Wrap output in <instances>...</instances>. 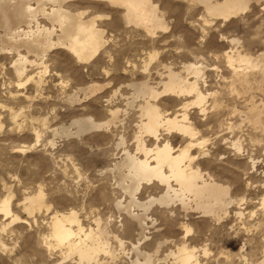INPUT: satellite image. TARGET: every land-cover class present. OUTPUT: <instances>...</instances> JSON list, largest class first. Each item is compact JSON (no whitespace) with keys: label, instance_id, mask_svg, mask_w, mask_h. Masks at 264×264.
<instances>
[{"label":"rangeland","instance_id":"obj_1","mask_svg":"<svg viewBox=\"0 0 264 264\" xmlns=\"http://www.w3.org/2000/svg\"><path fill=\"white\" fill-rule=\"evenodd\" d=\"M156 1L168 29L156 31L155 38L136 26L125 25L121 8H108L101 1L73 2L86 15L105 16L98 22L104 29V46L86 65L65 49L50 50L44 60L45 75L42 67L28 72L34 81L40 72V85L31 80L17 87L11 59L0 54V199L10 197V212L26 223L15 222L2 231L0 240L5 249L0 246V264H79L76 255L67 257L59 247L47 252L41 242L49 232L50 217L70 211H75L85 231L104 232L103 239L114 255L99 252V264H132L136 257L132 245L138 240L139 228L116 208L130 198L118 188L119 176L113 168L125 149L143 157L137 152V136L141 135L149 148L161 145V141H168L174 149L183 148L192 141L165 129L160 130L158 142L140 134L137 106L141 101L133 98L132 84L147 81L159 92L165 67L193 81L192 73L184 69L191 65L201 70L197 82L206 95L201 109L191 104L192 94L162 93L154 103L160 104L158 108L167 117L186 113L187 123L194 129V142L202 143L189 149L190 155H195L190 163L206 179L229 188L232 204L218 217H204L192 210L186 213L178 205L162 208L153 203L147 215L155 223L147 222L149 228L138 248L155 253V264H177L170 252L182 244L196 250L200 264L264 261V0H242L248 8L224 19L185 0ZM235 52L256 65L253 69L240 67L247 74H241V79L228 63V55ZM90 85L100 87L99 92L92 96L80 92ZM73 95L77 97L72 102ZM117 109V125L110 123L103 130L95 128L75 136L77 119L92 117L90 120L105 123L111 118L110 111ZM63 127L71 129V137L64 135ZM120 139L122 147L117 145ZM149 183H141L135 194L141 203L163 193L164 187L156 180ZM39 191L45 196L46 207L39 210L41 213L24 212V199ZM132 212L142 213L137 207ZM2 221L0 217V224ZM118 241L125 242L123 251Z\"/></svg>","mask_w":264,"mask_h":264},{"label":"bare ground","instance_id":"obj_2","mask_svg":"<svg viewBox=\"0 0 264 264\" xmlns=\"http://www.w3.org/2000/svg\"><path fill=\"white\" fill-rule=\"evenodd\" d=\"M75 1L79 2V0H0V31H2L0 35V54H2V56H5V58L8 57L9 59H11V62L9 63L13 76H15L17 87L22 86L27 81H34V77L28 75L30 69L42 67V74L46 73L47 67L44 65V60H46L47 54L51 53L49 52L50 50L65 49L75 60H77V62H81L84 65L89 62L90 58L96 56L101 52L104 46L103 43L105 42L103 35L104 29L101 28V22H98L104 15H95L93 13L86 15L87 12L83 11L78 6L75 7L73 5V2ZM90 1H101L104 3V6H108V8H121L122 10L120 17L122 18L124 24H131L132 26H136V28H139L140 30H144L147 33L146 36H148L149 34L151 37L154 36L153 38H155L156 31H166V28L168 29V27H166L167 24H165L163 18L164 16H162L159 12V5H157L156 0ZM185 1H187L191 5H202L207 14L223 19L234 17L238 15L237 13H239V11H243L248 8L247 3L242 0ZM76 4L77 3H75V5ZM117 12L114 11L113 13L116 14ZM233 44L238 45V42L234 41ZM152 58L153 57H151V59ZM90 63L91 62H89L88 64ZM228 63L229 67L233 69L232 71L234 72V75L236 77H239L238 79H241V74H243V77L247 75L245 72L239 69L240 67L244 66L245 69H253V67H256L252 59L236 52L228 55ZM236 67H238V69ZM165 68L164 80L163 78L160 79L162 90L159 92L156 89L152 88L153 86L147 84V81L138 84H132V89L134 91L133 98H138L141 101L140 105L137 106L139 107V110H137V112H140V114L138 113V115L141 118L139 122L140 124H138L137 127H139L141 131L140 134H148L154 139L155 142H158L159 140L157 137H159V132L161 129H165L167 132L180 133L184 137H190L189 139H191L192 141L189 145L183 148L174 149L171 147L168 141H164L163 143L161 141V145L156 144L154 148H149L146 147L144 141L141 139V135L137 136V152H141L143 157H138V153L137 156L135 153L134 155H132L125 149L123 152V156L118 162H116L113 168L115 172H117L116 174H118L119 176L118 188H120L121 191L124 190L126 194H129L128 197L130 198V201L127 204L124 205L122 204V202H119L116 208L119 211L125 212L128 215L129 219L132 220L133 223L137 224L139 228V232L137 234L138 240L135 242V245H132V253L136 256L132 261H130L132 262V264L153 263L152 259L154 258L152 257V255H154L155 253L150 255L138 248L139 244L143 242H141L140 240H143V238H145L144 231L149 228L147 227V222L150 221L152 225L155 223V221H151L149 219L150 217L148 218L147 215L149 210H151L150 205H152L153 203L158 204L162 208L164 206L171 207L178 205L179 208L184 210V212L186 213L192 210V212L196 211L197 213H201L204 217L205 215L218 217L219 212H225V209H227V207L232 204V201H228L230 195V190H228L229 188L224 187L219 183L216 184L214 180L206 179L202 175L201 171L198 168L194 167L192 165L193 163H190L195 158V155L191 156L189 149L193 148L192 146L194 145H202V143L194 142V129L190 126L189 123H187L188 117L186 113H176L172 117H170L169 115V118L167 117V115L160 111V107L158 108L160 104L157 106L154 103V101L162 93L169 95L192 94L193 101L191 102V104L201 109V105L204 103L206 98V95H204V93L200 90V87H198L197 82L201 70L194 65L187 66L185 68L183 67L187 73H192V81L189 78L181 77L180 73H176L175 71H173V69H171L172 67ZM149 72L150 71H148V74ZM37 73L38 79L34 81V84H36V82L38 84L39 82L41 83L42 76L39 74L40 72ZM188 75L190 76V74ZM23 78L25 79L24 81L22 80ZM99 89L100 87L98 88V86L90 85L87 86L85 90L81 89V91H79H84L85 95L92 96L91 94H96L97 92L95 93V91H98ZM160 89L161 88H159V90ZM76 92L78 93V91ZM76 97L75 95H73L70 100L72 101ZM73 104L75 103H72V105ZM127 104L131 105L130 103ZM135 104L133 105L136 106ZM133 105L131 106L133 107ZM186 107L187 105L183 106V108ZM117 112L118 109L117 111L111 110V118L107 119L105 123L95 122L93 121V119L90 120L92 117L90 119L85 117L80 118L77 119L78 121L76 120V122L74 120L75 123H73L75 126L73 127H76V132H74L75 136L80 135L81 132H86L91 129L106 128V126L110 125V123L114 124L115 120L117 119ZM188 121L190 122V120ZM115 125L117 124L115 123ZM64 129L65 128L63 127L62 132L64 133V135H70L71 131L69 130L71 129ZM57 135H59V132L57 133ZM81 135L83 134L81 133ZM38 137L39 135L37 134L36 142H38ZM66 137H68V135ZM122 139H120L121 142L117 145H120L122 143ZM120 146L122 147V144ZM152 180H156L159 185L164 187L163 193L159 198H151L147 203H141L137 198H135V194L138 189L140 190L141 183L150 184L149 182H151ZM42 193L43 192L39 191L34 196H29L24 199V212L33 214L35 212H39V210L41 211L43 206L46 207L43 200L45 196L43 197ZM9 198L5 197L3 199H0L1 220H3L4 222H6L5 220L8 221V223H4L2 221V224H0V235H2V231H5L6 226H9L10 224H13L15 222L24 223V220L22 221L18 215H12L13 210H10ZM136 207L140 209L142 213H133L132 208ZM238 215L241 216L242 214L238 213ZM78 219L79 218H77L75 211H70L68 213H56L52 217H50V222L48 223L49 232L47 233V235L42 236L43 239L41 240L42 244L45 247V250H47V252L50 250L54 251L53 249L59 247L63 249V251H65V255L67 257H70V255H76L79 264H99V260L97 259L99 252L114 255L113 253H110L111 250L109 251L107 248V246L110 244L107 245V243L103 239L102 235H104V232L102 231V229H97V232H94L92 230L87 232L83 227H81L83 225H80V223H78ZM73 225L76 226V229L73 228ZM1 240L0 246L1 248L4 247L5 249V243H3V241ZM121 241L118 242L120 249L123 251L122 248L124 247L123 245L125 244V242L123 244V242ZM196 253L197 252L195 249L189 248L188 246H185V244H182L179 245V247L176 249V252H170V255H172L173 260L177 264H200L199 260L197 259L198 256L196 255ZM205 254L206 251L204 252V255ZM261 264H264V261H262Z\"/></svg>","mask_w":264,"mask_h":264}]
</instances>
